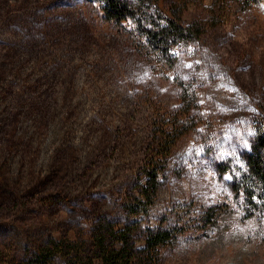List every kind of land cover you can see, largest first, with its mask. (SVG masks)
<instances>
[{
	"label": "rangeland",
	"instance_id": "rangeland-1",
	"mask_svg": "<svg viewBox=\"0 0 264 264\" xmlns=\"http://www.w3.org/2000/svg\"><path fill=\"white\" fill-rule=\"evenodd\" d=\"M185 1L182 21L204 31L176 45L166 68L95 1L0 0V264L51 238L88 245L101 218L129 225L139 248L149 229L167 231L154 264H264V210L233 185L264 120V1L219 18L211 0ZM176 119L146 200L136 188L144 150Z\"/></svg>",
	"mask_w": 264,
	"mask_h": 264
},
{
	"label": "trees",
	"instance_id": "trees-1",
	"mask_svg": "<svg viewBox=\"0 0 264 264\" xmlns=\"http://www.w3.org/2000/svg\"><path fill=\"white\" fill-rule=\"evenodd\" d=\"M92 1L98 3L103 19L115 23L119 30L124 31L129 25L128 31L139 46V52L150 53L153 62L166 68H172L175 64L172 50L176 45L194 39L204 31L203 27L196 23L185 24L182 21V9L176 5V0L165 7L163 0ZM260 1L264 0H211L209 9L211 17L219 18L233 7L245 10ZM179 100L177 118L182 119L187 117L186 110L191 102L188 92H182ZM182 124L181 120L176 119L167 128L161 127L150 135L136 183L137 192L146 200L154 197L159 188L167 158L174 140L182 130ZM244 159L246 170L233 185L235 188L243 186L244 191L247 190V198L256 197L259 200L258 206L253 201L255 208L264 210V120L255 127L249 141V151ZM132 208L133 205L129 206V214L135 212ZM132 233L129 225L117 228L105 218L96 219L88 245L81 240L64 241L51 238L30 252L27 259L17 264H55L56 259L62 264H143L145 261L154 264L158 253L166 248L172 238L165 230L149 229L145 234L144 245L139 248L135 245ZM151 261L152 263H149Z\"/></svg>",
	"mask_w": 264,
	"mask_h": 264
}]
</instances>
